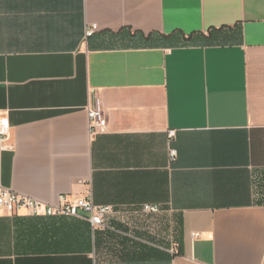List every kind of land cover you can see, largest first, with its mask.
Returning <instances> with one entry per match:
<instances>
[{"label": "crops", "instance_id": "obj_1", "mask_svg": "<svg viewBox=\"0 0 264 264\" xmlns=\"http://www.w3.org/2000/svg\"><path fill=\"white\" fill-rule=\"evenodd\" d=\"M0 116V184L111 207L0 209V264H264V0H0Z\"/></svg>", "mask_w": 264, "mask_h": 264}, {"label": "built area", "instance_id": "obj_2", "mask_svg": "<svg viewBox=\"0 0 264 264\" xmlns=\"http://www.w3.org/2000/svg\"><path fill=\"white\" fill-rule=\"evenodd\" d=\"M96 30V25L92 24L86 29L85 36H91ZM89 118L90 133L95 134L103 132L106 128L105 110L101 104L99 97H94L90 104L86 107ZM9 132V124L7 118L0 116V152L5 149V138ZM175 130H168L167 136L172 139ZM171 159L175 158L176 151L169 150ZM0 209L8 213H18L26 211L31 215L44 216H76L79 211L87 214V220L92 228L105 226V218L111 212L109 205H97L93 202L91 189L88 187L86 191L77 199L69 201L65 196H60L58 205L47 206L42 202L17 194L10 188L0 184ZM145 214H157L161 211L156 204H144L141 208Z\"/></svg>", "mask_w": 264, "mask_h": 264}, {"label": "trees", "instance_id": "obj_3", "mask_svg": "<svg viewBox=\"0 0 264 264\" xmlns=\"http://www.w3.org/2000/svg\"><path fill=\"white\" fill-rule=\"evenodd\" d=\"M221 29V28H219ZM219 29H216V28H212L211 30L208 31L207 35H202V41L201 43L202 44H213V43H216V42H221L222 40H218L217 37L213 36L214 32L216 31H219ZM164 40L166 41H169V42H172L170 39V36H162ZM146 42H151L150 40H153L151 38V36H148L145 38ZM178 44H190L192 43V34H190L189 36L185 37L183 34H182V38L181 40L177 41ZM176 44V42L174 43ZM257 195H258V202L261 203V204H264V185L261 184V186L258 188V191H257ZM84 224H87L86 222Z\"/></svg>", "mask_w": 264, "mask_h": 264}]
</instances>
